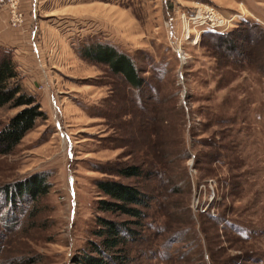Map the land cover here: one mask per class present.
I'll list each match as a JSON object with an SVG mask.
<instances>
[{"label": "rangeland", "instance_id": "1", "mask_svg": "<svg viewBox=\"0 0 264 264\" xmlns=\"http://www.w3.org/2000/svg\"><path fill=\"white\" fill-rule=\"evenodd\" d=\"M72 1L31 16L48 28L50 46L36 41L49 78L28 91L48 119L0 158V264H75L107 216L96 180L113 163L161 172L139 180L152 202L130 264H264V0ZM207 10L224 25L193 20ZM99 42L128 54L152 89L77 55ZM20 109L1 108L0 128ZM37 176L49 184L38 209L25 196L6 203L3 186Z\"/></svg>", "mask_w": 264, "mask_h": 264}, {"label": "trees", "instance_id": "2", "mask_svg": "<svg viewBox=\"0 0 264 264\" xmlns=\"http://www.w3.org/2000/svg\"><path fill=\"white\" fill-rule=\"evenodd\" d=\"M246 30L236 31L235 36L239 39L247 37ZM216 36H219L218 40H222L223 43L226 41L224 44L227 47H236L231 41L232 34ZM77 55L91 63L108 65L114 75L123 77L125 82L141 92V95L152 89L139 75L140 71L131 57L117 50L113 45L103 42L88 44L79 49ZM20 74L14 51L0 47V109L6 106L21 108L0 128V158L13 153L39 120L48 119L37 95L24 87ZM98 171L111 176L96 180L97 187L105 197L95 202L96 210L107 216L97 214L92 238L74 256V263L130 264L132 250L130 244L140 240L145 226L144 220L147 218L146 210L150 208L152 202L150 195L140 187L139 180L152 179L161 172L147 169L141 164L126 163L106 164L100 166ZM129 179H134L135 182L125 181ZM12 186L16 188L11 185L3 186L6 203L12 205L13 200L25 196L31 199L33 209H38L40 197L49 192L48 177L37 176L29 181H19ZM9 188H15L13 190L15 192ZM171 191L179 190L174 187ZM34 216L36 217V214Z\"/></svg>", "mask_w": 264, "mask_h": 264}, {"label": "crops", "instance_id": "3", "mask_svg": "<svg viewBox=\"0 0 264 264\" xmlns=\"http://www.w3.org/2000/svg\"><path fill=\"white\" fill-rule=\"evenodd\" d=\"M54 2H57V0H40V6L44 5L45 3L55 5ZM65 4L66 11H69V9H72V7L74 6L72 0H65ZM21 9L25 14V24L22 28H15L10 24V15L9 11L6 8L0 10V47L11 49L14 51L15 60L20 66L21 72H23L24 74L28 73L26 78L24 75L25 80L23 82L24 84H26V89L33 93H36V88L38 86L37 84H39L36 81H38L39 78L41 80L44 78H49V73L46 71V63H43L44 60L39 57V54L41 56H45L46 54H44L43 49L50 46L46 36H42L39 30L44 29V32L46 31L48 34V28L42 22H37L36 24L32 23L33 21H31V16L33 17L34 15H37V10L35 13L32 11L30 0H21ZM52 14L53 13H50L48 15ZM36 36H38L39 40H41L40 44L44 46L43 49H41V45L38 43V41H36ZM57 37L59 41L63 40L64 42V40H66L62 38L61 34L59 33ZM33 43L38 45L37 49L33 47ZM69 49L72 51L70 46ZM36 70L39 71L38 78H36ZM52 97L53 103L55 104L56 100L54 95H52Z\"/></svg>", "mask_w": 264, "mask_h": 264}, {"label": "built area", "instance_id": "4", "mask_svg": "<svg viewBox=\"0 0 264 264\" xmlns=\"http://www.w3.org/2000/svg\"><path fill=\"white\" fill-rule=\"evenodd\" d=\"M32 11L35 13L36 10L40 7V0H30ZM6 8L9 11L10 15V24L15 28H22L25 24V14L21 9V0H0V10ZM209 15H206L204 12H199L193 20L203 22L207 24L211 22V26L221 27L223 26V20L217 18L213 10H207ZM34 48H38V45L33 43ZM180 52V51H179Z\"/></svg>", "mask_w": 264, "mask_h": 264}]
</instances>
